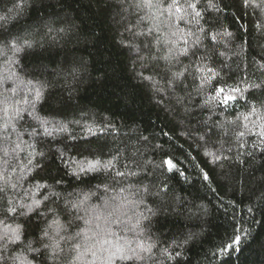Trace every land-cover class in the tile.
Instances as JSON below:
<instances>
[{"label": "snow or ice", "instance_id": "1", "mask_svg": "<svg viewBox=\"0 0 264 264\" xmlns=\"http://www.w3.org/2000/svg\"><path fill=\"white\" fill-rule=\"evenodd\" d=\"M36 4L0 0V264H192L189 249L209 205L169 187L167 173L186 175L180 156L130 124L129 143H115L119 122L76 99L87 71L82 60H65L63 85L44 78L47 66L31 61L79 43L80 31L67 16L29 24ZM113 7L125 70L171 125L160 135L171 140L183 127L181 136H195L189 146L205 166L202 187L218 201L221 192H242L244 204L258 156L264 169V0H112ZM133 136L159 150V162L132 145ZM258 191L262 206L245 207L264 227V175ZM165 210L182 217L184 228L167 236L157 228ZM240 233L243 225L238 231L234 223L212 256L240 251L250 234Z\"/></svg>", "mask_w": 264, "mask_h": 264}, {"label": "trees", "instance_id": "2", "mask_svg": "<svg viewBox=\"0 0 264 264\" xmlns=\"http://www.w3.org/2000/svg\"><path fill=\"white\" fill-rule=\"evenodd\" d=\"M110 3L112 0H100V2L98 0H37L34 10L29 14V24L38 23L42 18L67 16L78 25L80 36L79 43L73 42L66 48H52L39 52L31 62L46 65L47 71L44 78L63 85L64 76L70 66L65 63V60H82L86 64L87 71L81 73L83 82L79 86L76 99L91 109L93 113L97 115L103 113L114 122H119L120 132L115 143L123 141L120 143L122 148L124 144L129 143L125 137L128 128L124 125L130 124L132 127H138L140 132L150 138L155 134L158 137L156 143L163 144L170 151H176V154L180 156L186 175L176 174L174 176L171 172L167 173L169 177H173L168 182L169 187L182 197H187L189 203L195 200L197 203L203 202L209 205V215L203 234L189 249L192 264H197V262L223 264L224 259H227L229 264H264V227L251 222V217L245 207V204H248L253 206L255 211L256 208L262 206L258 198V181L264 175V169L261 167L262 162L259 156L257 162L249 167L247 173L251 177L253 191L247 194L251 199L245 200L244 204L239 203V200L243 199L242 192L233 194L229 191L226 196L221 192L224 199L218 201L212 191L202 187V184L207 182L202 181L199 173L200 169L205 166L201 156L197 154L198 149L189 146L194 145L195 136L191 139L181 136L180 132L184 130L183 127L170 133L171 140L168 136L160 135L161 128L167 132L171 125L165 113L148 99L138 86V82L132 79L125 70L126 59L116 41V28L120 21V16L117 14L119 10L115 7L109 9ZM246 20L247 18L240 23ZM229 30L235 31L236 29L229 26ZM251 42L255 44V39L251 38ZM57 90L61 89L58 87ZM208 123L211 124V121ZM192 126L193 128L202 127L195 121ZM115 135V133L108 134L109 143H114L112 137ZM131 144L140 147L141 152L148 159L159 162L162 153L159 150L153 152L150 144L148 146L138 144L135 136L132 137ZM96 183L99 181H93V184ZM232 199H235L237 203L231 204ZM91 203L103 206V200L96 197H93ZM169 211L165 210V214L156 218L158 221L156 227L161 229L166 236L184 228L187 224L182 217L167 214ZM233 214H235V220H233ZM256 219H261L260 213L256 214ZM234 223L238 231L243 225L244 233H250L242 240L240 251L232 252L229 256L218 254L213 257L212 253L217 251L225 231L231 232ZM188 226L191 227L190 224ZM244 233L240 234L243 236Z\"/></svg>", "mask_w": 264, "mask_h": 264}]
</instances>
